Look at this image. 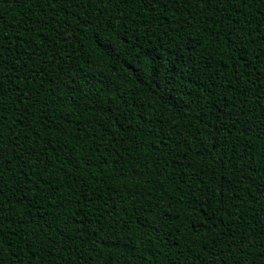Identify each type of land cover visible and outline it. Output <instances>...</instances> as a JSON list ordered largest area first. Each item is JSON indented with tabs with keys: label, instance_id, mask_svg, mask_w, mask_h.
Returning <instances> with one entry per match:
<instances>
[{
	"label": "trees",
	"instance_id": "obj_1",
	"mask_svg": "<svg viewBox=\"0 0 264 264\" xmlns=\"http://www.w3.org/2000/svg\"><path fill=\"white\" fill-rule=\"evenodd\" d=\"M0 264H264V0H0Z\"/></svg>",
	"mask_w": 264,
	"mask_h": 264
}]
</instances>
